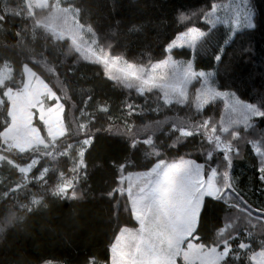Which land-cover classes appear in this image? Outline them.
<instances>
[{"label": "trees", "instance_id": "obj_1", "mask_svg": "<svg viewBox=\"0 0 264 264\" xmlns=\"http://www.w3.org/2000/svg\"><path fill=\"white\" fill-rule=\"evenodd\" d=\"M61 1L96 50L136 65L162 61L177 37L200 31L173 57L259 114L223 129L222 100L200 107L190 92L168 103L159 90L126 87L38 23L42 12L27 0H0V80L8 74L0 82V264H111L121 229L138 226L127 179L183 159L215 170L222 189L204 199L189 241L228 245L220 264H254L264 250V0ZM25 67L59 100L64 131L52 140L36 118L47 146L21 152L4 147L3 135L7 93L24 87ZM35 160L28 175L19 170Z\"/></svg>", "mask_w": 264, "mask_h": 264}, {"label": "rangeland", "instance_id": "obj_2", "mask_svg": "<svg viewBox=\"0 0 264 264\" xmlns=\"http://www.w3.org/2000/svg\"><path fill=\"white\" fill-rule=\"evenodd\" d=\"M31 12L38 10V23L55 35L68 38L81 54L100 62L107 74L124 86L141 92L159 90L166 102H182L190 92L197 93L200 107L211 101L225 103L223 129L245 125L259 111L240 101L231 93L218 91L205 73L196 72L193 64L183 63L173 57L174 48L194 47L202 33L193 29L177 37L169 46L165 59L150 65H136L108 52L96 50L87 38L88 33L79 26L70 9L60 7L61 0L52 5L51 0H27ZM236 12H244L241 1L233 5ZM21 90L7 93L10 101L11 125L4 132V147L28 151L47 146L36 118L46 125L52 140L63 134V108L51 89L29 67ZM8 76V74H7ZM7 76L5 78H7ZM5 78L0 80L2 82ZM56 100L54 106L48 103ZM37 115V117H35ZM3 157L0 155V161ZM37 161L20 167L28 175ZM219 174L212 170L205 173L204 165L194 160L159 162L150 171L130 175L127 179V195L132 205L137 227L121 229L111 247V264H220L229 254V246L206 248L185 240L198 224V216L207 197L217 198L221 192ZM254 264H264V250L252 255Z\"/></svg>", "mask_w": 264, "mask_h": 264}, {"label": "crops", "instance_id": "obj_3", "mask_svg": "<svg viewBox=\"0 0 264 264\" xmlns=\"http://www.w3.org/2000/svg\"><path fill=\"white\" fill-rule=\"evenodd\" d=\"M131 207H132V205H131ZM132 211H133V210H132ZM198 217H199V216H198ZM195 230H196V229H195ZM195 230H194V231H195ZM193 233H194V232H192V234H193ZM192 234L187 233V235H182V237L184 236V237H185V238H184L185 240H187V239L189 240V238L191 237Z\"/></svg>", "mask_w": 264, "mask_h": 264}]
</instances>
